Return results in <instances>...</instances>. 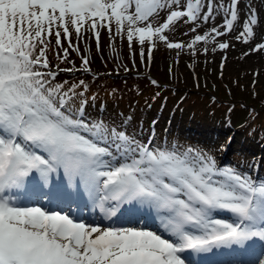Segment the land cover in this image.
I'll use <instances>...</instances> for the list:
<instances>
[{"label": "rangeland", "instance_id": "rangeland-1", "mask_svg": "<svg viewBox=\"0 0 264 264\" xmlns=\"http://www.w3.org/2000/svg\"><path fill=\"white\" fill-rule=\"evenodd\" d=\"M8 145L0 202L60 214L40 206L54 195L10 183L30 157L34 185L56 187L64 171L83 197L117 187L133 202L105 224L86 208L84 219L69 216L93 229L91 246L38 213L4 215L0 264H262L264 0H0V149ZM112 170L116 185L105 180ZM32 196L40 204L26 206ZM187 215L198 223L180 235L159 220L182 226ZM233 226L216 256L191 262L203 250L179 249L183 235Z\"/></svg>", "mask_w": 264, "mask_h": 264}, {"label": "bare ground", "instance_id": "bare-ground-1", "mask_svg": "<svg viewBox=\"0 0 264 264\" xmlns=\"http://www.w3.org/2000/svg\"><path fill=\"white\" fill-rule=\"evenodd\" d=\"M10 155V154H9ZM29 162H30V165L32 164V163H34L35 162V160L32 158V157H30L29 158ZM11 166V165H10ZM11 168V167H10ZM62 168V167H61ZM3 169H5L4 167H3ZM23 169L21 168V171H22ZM54 170V169H53ZM62 173L64 174V178H63V180H62V177H58L57 178V180H55V182L57 183V185H56V187H52V188H49V189H47V185H45L44 186V188L42 187V186H37V185H34L33 184V180L34 179H32V180H30V179H28L27 177H28V174L25 176V178H22V179H20V178H15L16 179V181H13V182H11L12 181V177L10 176L9 177V179H10V183L11 184H13V185H16V187L18 188H27V189H30V191L32 192L33 191V193H35V190H37V189H42L45 193H47V192H49V193H51L52 194V196L51 197H53V195L55 196L54 198H61L62 199V197L61 196H64V197H66V199H69V198H71V199H78V197H80V198H82V199H87V197L86 198H84L83 196H82V194H81V192H77L76 190H75V192L73 191V189L72 188H70L68 185H69V183L71 182L72 184H75V183H77L78 182V179L76 180V179H72L70 176H67V174L64 172V171H62ZM53 174H55V175H57V174H59V172H55V171H53ZM46 175V177H44V176H39L38 175V177H39V180L41 181V182H47V180L50 178V177H52V174H49V175H47V174H45ZM79 179L82 181V178L79 176ZM60 181V182H59ZM115 181H116V178L112 181V182H108V180H107V178H106V182L107 183H109V184H115ZM94 182V181H93ZM116 185V184H115ZM114 185V186H115ZM82 186H86L84 183H82L81 184V187ZM90 186V185H89ZM17 188H16V190H17ZM85 188H87V187H85ZM117 187H115V188H113V190L112 191H106L108 194H107V197H105V199H106V202L107 203H109V204H113L114 205V203L113 202H115L117 205H115V206H118V205H123V207L126 209V208H128V206L126 205V203H129L130 205L132 204L131 202H133V201H131V200H129V201H127L126 199H121V197H119L122 193L120 192V191H118V188L116 189ZM39 189V190H40ZM53 191V192H52ZM84 191H87V193L89 192V197L91 198V199H93V200H95V191H93V192H91V190H87V189H85ZM62 192H67V194H65L64 195V193L62 194ZM72 193V194H71ZM81 194V195H80ZM85 194H86V192H85ZM28 195L29 194H27L26 195V197H28ZM112 195H114L116 198H117V200H111V198H114V197H112ZM36 196H38V195H36ZM73 196H75L74 198H73ZM2 198V197H1ZM123 198V197H122ZM65 199V198H64ZM52 200V198H50V199H48L47 201H51ZM47 201H45V202H47ZM104 202V201H103ZM111 202V203H110ZM118 202V203H117ZM28 205V203H26V206ZM20 206H22V205H20ZM42 208L43 207H45V205H40ZM91 205H88V207L92 210L93 208L92 207H90ZM135 206V205H134ZM69 207H70V205H69ZM136 207V206H135ZM10 208H14V211H12ZM137 209H138V207H136ZM41 209V208H40ZM37 209V208H34V209H31V208H23V209H17L16 207H15V205H13V203H11V201L7 198V197H4V200H1V202H0V231L4 228V227H7V223H6V220H3V219H5V218H3V216L4 215H9V214H13V213H16V212H23V214L24 215H26V214H34V213H38L40 216H44V212H46V210L45 209ZM140 209V208H139ZM263 210V209H262ZM44 211V212H43ZM88 211V210H87ZM131 211V213L133 212V213H135V211H132V210H130ZM143 211H145V210H143ZM146 212V211H145ZM18 214V213H17ZM180 213L179 212H177V216H180L179 215ZM2 216V217H1ZM13 216V215H12ZM22 216V215H21ZM34 216V215H33ZM47 216H48V222H50L51 224L52 223H58L60 220V218H58V215H53L52 214V212L51 213H47ZM71 216L73 217V218H75L74 220H77V216L76 217H74V215H72L71 214ZM154 216V215H153ZM156 217V216H155ZM169 217V216H168ZM38 218H39V216H38ZM82 218L84 219V217H83V215H82ZM157 218V217H156ZM34 219V218H33ZM158 219V218H157ZM162 219V220H161ZM165 220V218H162V217H160L159 218V220H161L162 221V223H166L167 225H170L171 227H170V229L171 230H173V231H175L176 233L178 232L179 233V235L182 233V232H184V231H186L189 227L188 226H183V227H181V226H178V225H175V223H174V221H172L170 218H169V220H171L172 221V223L170 224L168 221L167 222H165L164 220ZM10 222V221H9ZM8 222V223H9ZM65 223H63L62 224V227H63V229H64V227H65V229H68V230H71V231H73L75 234H77L78 236H80L82 233H83V231H84V229H85V227H84V224L82 223V222H78V223H76V222H74L72 219H71V217H70V219L68 220L67 218H66V220L64 221ZM174 223V224H173ZM194 224H197V223H194ZM12 227V226H11ZM168 228H169V226H168ZM232 228H234V227H232ZM8 230H10V229H12V228H7ZM225 231H227V230H225ZM9 232V231H8ZM12 233H14V232H9V235H13ZM222 237H224V236H222ZM221 237V238H222ZM225 237H229V233L228 234H225ZM236 238V237H235ZM222 242V241H221ZM221 242H217V243H215L214 245H212V244H209V245H203L202 247H198V246H195V247H197V248H201L203 251H201V252H199V254L195 257V256H189V258L187 259V260H189V261H191V262H200L201 260H203V259H205V258H207L208 256H211V255H214V256H216L218 253L216 252V248L218 249V245L221 243ZM226 242V241H225ZM240 242H242V241H240ZM210 246V247H209ZM215 246V247H214ZM217 246V247H216ZM194 247V248H195ZM209 247V248H208ZM68 248H69V245H68ZM70 248H72L71 246H70ZM73 249V248H72ZM70 250V249H69ZM74 250V249H73ZM77 250V249H76ZM208 251V252H207ZM75 252V251H74ZM210 253H212V254H210ZM216 253V254H215ZM220 253H223L224 254V252H220ZM226 253V252H225ZM195 259H196V261H195Z\"/></svg>", "mask_w": 264, "mask_h": 264}, {"label": "trees", "instance_id": "trees-1", "mask_svg": "<svg viewBox=\"0 0 264 264\" xmlns=\"http://www.w3.org/2000/svg\"><path fill=\"white\" fill-rule=\"evenodd\" d=\"M1 37H2V40L4 41V42H6V43H9V40L7 39V37L3 34V35H1ZM109 77H111L112 78V76H109ZM226 89V88H225ZM228 90V89H227ZM209 98V97H208ZM211 99H213V98H210V100ZM213 101H215L214 99H213ZM216 103L217 102H220V101H215ZM223 103V102H222ZM224 105H226L227 103L226 102H224L223 103ZM230 104H235V105H239V103L236 101V102H233V103H228V105H230ZM250 107H247V110L249 111V113L250 114H252V115H254V113H255V110H254V108L252 107V105L250 104L249 105ZM240 107H242L241 105H240ZM244 107V106H243ZM256 118V117H255ZM255 118H253L251 121H249L247 124H246V126H244L243 128H242V134L243 135H245V136H247V135H251V129L252 128H254V121H255ZM229 167H231V165L230 164H228L227 166H224L223 168H229Z\"/></svg>", "mask_w": 264, "mask_h": 264}, {"label": "water", "instance_id": "water-1", "mask_svg": "<svg viewBox=\"0 0 264 264\" xmlns=\"http://www.w3.org/2000/svg\"><path fill=\"white\" fill-rule=\"evenodd\" d=\"M31 203H32V204L39 203V198H36V200H32ZM85 207H86V206H82V208H81V212H80V215L77 217L78 220H79V219H82V210L85 209ZM51 209H56V210H59V211H61V212H64L65 210L68 209V206H66V207H62V208L55 207V208H51ZM68 214L71 215L72 213L69 212Z\"/></svg>", "mask_w": 264, "mask_h": 264}]
</instances>
